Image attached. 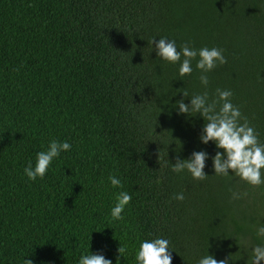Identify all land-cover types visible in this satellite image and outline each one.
Instances as JSON below:
<instances>
[{
    "label": "trees",
    "instance_id": "obj_1",
    "mask_svg": "<svg viewBox=\"0 0 264 264\" xmlns=\"http://www.w3.org/2000/svg\"><path fill=\"white\" fill-rule=\"evenodd\" d=\"M153 38L223 49L227 63L205 87L199 57L182 77ZM217 88L264 143V0H0V264H79L91 252L139 264L140 244L157 237L173 264L208 254L247 264L264 246V184L215 175L224 150L204 144L203 117L176 104L216 99ZM53 140L72 147L30 180L24 169ZM194 151L209 154L202 181L172 171ZM122 191L132 199L115 220Z\"/></svg>",
    "mask_w": 264,
    "mask_h": 264
},
{
    "label": "clouds",
    "instance_id": "obj_2",
    "mask_svg": "<svg viewBox=\"0 0 264 264\" xmlns=\"http://www.w3.org/2000/svg\"><path fill=\"white\" fill-rule=\"evenodd\" d=\"M150 43L159 58L170 62L180 63V76L191 75L193 72L192 61L199 57L196 68L201 70V83L206 87L209 84V77L206 73L211 72L219 65L227 63L223 55V49L216 47H203L199 50L191 48L187 43L181 45L178 49L175 40L160 38L157 42L153 38ZM217 98L210 99L209 94L204 92L191 97V104H186L183 99L178 100V111L181 114L192 116L197 113L203 117L205 124L200 136L204 144L210 141L214 142L218 149L223 152H217L212 157L215 175H229V170L234 175L248 182L253 186L264 184V143L259 140V134L254 127L249 125L247 118L244 117V123H240L242 113L238 106L231 102L233 93L230 90H216ZM185 98L189 97L187 91H183ZM219 105V110L217 106ZM71 144L67 141L60 142L53 140L50 142L46 151H41L36 155V163L33 167L29 162L24 169L26 176L35 181L37 177L43 179L54 159L58 158L62 152L69 151ZM226 154V159H225ZM209 154L206 151H194L191 157L181 160L179 156L176 162L172 164V171L176 173L183 172L185 169L196 180H205L208 174L205 173L206 160ZM113 187H123L122 182L115 176L109 177ZM175 199L183 201V193L177 194ZM131 195L128 192H120L116 197V204L111 209V216L115 220H122V213L125 207L131 202ZM257 236L264 237V226L257 229ZM126 249L119 247L118 252L123 256ZM170 241L165 238L157 237L151 240H144L137 251L136 260L139 264H173ZM119 257L117 258V264ZM264 261V246L257 245L251 250L250 258L247 264H261ZM24 264H33L31 259H25ZM79 264H113L112 260L105 258L102 253H92L81 256ZM198 264H229V258L216 259L214 255L208 254L202 257Z\"/></svg>",
    "mask_w": 264,
    "mask_h": 264
}]
</instances>
